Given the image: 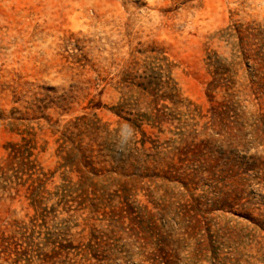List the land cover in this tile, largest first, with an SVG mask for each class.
<instances>
[{"label": "rangeland", "instance_id": "374dc122", "mask_svg": "<svg viewBox=\"0 0 264 264\" xmlns=\"http://www.w3.org/2000/svg\"><path fill=\"white\" fill-rule=\"evenodd\" d=\"M0 264H264V0H0Z\"/></svg>", "mask_w": 264, "mask_h": 264}, {"label": "trees", "instance_id": "16d2710c", "mask_svg": "<svg viewBox=\"0 0 264 264\" xmlns=\"http://www.w3.org/2000/svg\"><path fill=\"white\" fill-rule=\"evenodd\" d=\"M13 155L18 158V156H22L23 153H22V149L19 147V148H16L12 151ZM23 164H26L25 162Z\"/></svg>", "mask_w": 264, "mask_h": 264}]
</instances>
